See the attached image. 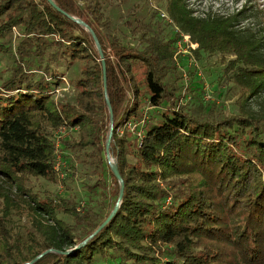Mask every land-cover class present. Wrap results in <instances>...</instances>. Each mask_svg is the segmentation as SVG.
I'll return each instance as SVG.
<instances>
[{"label": "trees", "instance_id": "trees-1", "mask_svg": "<svg viewBox=\"0 0 264 264\" xmlns=\"http://www.w3.org/2000/svg\"><path fill=\"white\" fill-rule=\"evenodd\" d=\"M54 1L86 21L101 44L113 110L110 149L124 187L115 214L84 244L66 254L47 251L31 264H264V27L241 24L259 8L245 3L200 15L185 0H165L175 24L197 42L195 55H234L223 71L239 87L238 110L209 117L178 104L175 32L162 36L148 20L133 26L142 28V42L126 44L104 11L106 0ZM0 53L13 58L0 81V264H21L89 235L111 210L105 196L116 200L119 183L105 160L109 111L90 32L48 0H0ZM73 66L77 72L67 75ZM65 75L74 92L55 99ZM147 102L154 106L140 141L125 123L139 120ZM62 124L78 129L63 140L66 177L75 176V159L99 171L88 186L102 198L89 190L83 208L70 193L42 195L30 184L37 176L56 180L52 129ZM22 202L36 213L26 236L8 226Z\"/></svg>", "mask_w": 264, "mask_h": 264}, {"label": "rangeland", "instance_id": "rangeland-1", "mask_svg": "<svg viewBox=\"0 0 264 264\" xmlns=\"http://www.w3.org/2000/svg\"><path fill=\"white\" fill-rule=\"evenodd\" d=\"M187 5L194 9L195 14L204 15L207 11L228 14L241 8L245 3L249 5H254L259 8L258 16H250L244 19L241 24L251 25L253 28L264 27V0H185ZM104 11L112 18L113 25H115L119 30V37L123 43L126 44H140L142 28L138 30L134 29V25L144 24L148 20L153 23V29L159 31L160 35L165 36L169 32H175L172 17L169 15L165 8V0H106L103 2ZM164 15H161V13ZM128 22H126V19ZM168 18L172 21H168ZM176 25V24H175ZM182 32L185 33L178 25H176ZM139 27V26H138ZM16 29L11 32V42L12 47H14L17 40ZM187 33V32H186ZM189 34V33H187ZM190 42L193 43L194 47L197 46L189 35V45ZM183 45V44H182ZM184 46V45H183ZM191 46V45H190ZM189 48V47H188ZM191 64L185 63L183 67L185 72L181 70L182 66L176 64L173 60L175 76L172 77V82L175 84L173 89L174 93L180 92L179 102L184 109L189 111L197 112L201 114H209V117L218 116L221 114H231L238 110V96L239 87L234 84L231 79L228 78L223 71L224 62L226 59L234 57L233 54L227 53L222 54L221 52H213L211 54H206L201 52L195 55L194 52H190ZM185 60H181L180 63ZM186 62V61H185ZM13 63V58L8 56L7 53H0V81L10 66ZM198 70V71H197ZM77 68L71 67L67 71V75L76 73ZM3 75V76H1ZM67 75L62 76L63 82L55 87L54 98L55 99H71L74 92L73 86L70 83ZM206 113V109H209ZM56 130L57 127L52 129L53 131V141L56 142ZM77 126H73L67 131L66 134L59 139V155L64 159V164L60 166L59 170L62 175L56 172V180H50L43 176L31 177L30 184L33 188L38 191L39 194L46 195H67L68 193L79 199L78 206L83 208L84 200L87 199V194L96 195L94 197L99 199L102 198L99 193L90 190L88 185L93 184L99 176V171H94L93 168L84 162H79L80 160L75 159V165L77 167L75 171V176L66 177L67 168L69 167L68 160L64 156L65 153H69L63 146V140L70 137H75L77 135ZM110 153L113 157L114 154L110 149ZM106 160V158H105ZM107 162V161H106ZM108 164V163H107ZM61 165V164H60ZM106 183L107 189L112 186V181L110 176L106 172ZM111 189V188H110ZM90 190V191H89ZM96 190L99 192L100 187L96 185ZM109 191V190H108ZM110 192V191H109ZM16 200L19 198L14 192L11 194ZM106 210H109L115 203V197L112 194L105 196ZM2 200L0 198V207H2ZM22 206L13 209L8 216V226L15 233H21L26 236L29 230L33 228V220L36 218V213L32 212L31 208L27 203L22 202ZM57 215L69 222H73L71 217L64 212L58 211ZM44 223L46 219L37 216ZM39 234H36L38 237ZM41 238V237H40ZM99 263L97 261L95 264Z\"/></svg>", "mask_w": 264, "mask_h": 264}, {"label": "water", "instance_id": "water-1", "mask_svg": "<svg viewBox=\"0 0 264 264\" xmlns=\"http://www.w3.org/2000/svg\"><path fill=\"white\" fill-rule=\"evenodd\" d=\"M48 2L53 7H55L57 10L65 13L67 16H69L70 18L74 19L76 22L83 25L90 32V34H91V36L95 42V46L97 48V51L99 53V58L101 60L102 73H103V88L105 91V100H106V104H107L108 111H109V126H108V130H107L106 138H105V144H104L105 158H106V161L108 163L109 168L111 169V171L113 172L115 178L117 179V181L119 183V191H118L115 203L112 206L109 213L106 215V217L97 225V227L89 235H87L84 239H82L74 247L62 250V249L50 246V247L43 249L41 252H39L37 255H35L32 259L27 260V261H23L21 264H31L33 261H35L37 258H39L42 254L46 253L47 251H56L59 253L66 254V253L71 252V250H73V249L81 246L82 244H84L90 237H92L96 232H98L115 214V212L117 211V209L120 205L122 195H123V187H124L123 178H122L121 173L119 171V168H118V165L116 162V158L113 157L110 153V143H111V136H112V129H113V110H112L111 101L109 99V96H108L107 90H106V88H107L106 65H105L104 53H103L101 44L99 42V39H98L94 29L86 21H84L82 18H80L77 15H74V14H71V13L65 11L54 0H48Z\"/></svg>", "mask_w": 264, "mask_h": 264}, {"label": "built area", "instance_id": "built-area-1", "mask_svg": "<svg viewBox=\"0 0 264 264\" xmlns=\"http://www.w3.org/2000/svg\"><path fill=\"white\" fill-rule=\"evenodd\" d=\"M161 15H164V13L162 12ZM168 21H172L171 19L168 18ZM174 30L176 35V38L174 40V45H175V49L172 53V57L173 60L176 64H178L180 66H182L181 70L183 72H185V68L183 67V64L185 63H192V60L190 59V52L192 51V49L194 48V45L192 42H190L189 45V34H187L186 32H182L175 24H174ZM196 44V42H194ZM184 46H183V45ZM189 47V48H188ZM185 60L184 62L180 63L181 60ZM198 71V70H197ZM56 89V88H55ZM154 105L149 104L148 102L145 104V106L142 109V116L139 120H135V119H130L125 123V126L132 131L134 134H136V136L138 137V139L141 141V137L143 135V124L145 123V121L148 119V115H149V110L153 107ZM72 126H68L65 124L59 125L57 127L56 130V142H55V148H56V155H55V160H54V170L57 171V173L62 175V172L58 171L60 166H62L65 162L64 159H62L61 155H59V146L60 143L59 139L62 138V136L64 134L67 133V131L69 129H71ZM61 164V165H60ZM171 199V195H167L165 202L168 203ZM113 264H121L119 261L114 262Z\"/></svg>", "mask_w": 264, "mask_h": 264}]
</instances>
